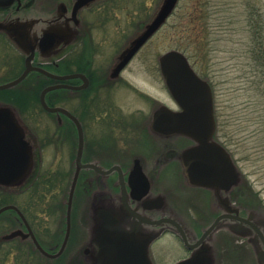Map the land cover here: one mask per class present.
I'll list each match as a JSON object with an SVG mask.
<instances>
[{
	"label": "rangeland",
	"instance_id": "rangeland-1",
	"mask_svg": "<svg viewBox=\"0 0 264 264\" xmlns=\"http://www.w3.org/2000/svg\"><path fill=\"white\" fill-rule=\"evenodd\" d=\"M164 2L165 0L107 2L105 8L108 11L114 10L115 15L118 13L120 16L113 19L123 21V25L120 28L115 26L113 33L96 34L95 40L100 42L105 39L103 35H109V39L101 44L99 61L115 58L126 42L124 37L127 31L132 34L135 30L133 24H137L144 16L148 21L147 28ZM127 18L130 27L125 26L123 33ZM3 19L4 15L0 12V21ZM142 31L143 29L131 40L123 54L132 47ZM3 32L4 34L0 33V85L23 74L28 55L22 38L17 33L11 30ZM178 47L188 50L192 68L211 87L214 98L215 140L227 150L238 170V186L233 190L240 196L239 200L243 203H240L241 206H247L248 210L257 209L254 212L257 221L264 224V0H179L173 14L142 49L129 70L122 75L131 86L124 87L120 84L114 89L113 99L123 109V121L128 127L127 131L122 129L123 134L117 136V132L114 137L113 134L108 136L106 129L96 133L97 130H91L90 116L85 118L88 143L93 141L100 144L103 134L107 135L108 144L112 143L111 147L115 145L114 151H101L97 145L98 151H87V158L93 156L104 161L105 155L112 153L114 159L119 157L121 162L128 165L135 158L144 159L146 168L155 176V189L170 195V203L175 202L184 212L181 219L185 223L197 227L200 231L198 235H201L202 230L212 222L211 214L215 207L208 208V201L212 200L209 193L206 194L204 189L199 190L195 185L185 182L183 177L181 180L177 167L169 165L151 171L155 158L163 160L172 148L175 149L172 139L153 138L148 131L150 125H145L144 120L153 115V99L172 106L160 72V59L178 50ZM59 57L60 55H56L55 60ZM41 77L43 76L30 74L21 84L2 90L11 91L12 102L3 98L6 95H0V108L14 109L34 156V165L28 178H31L29 188L22 191V186L27 181L20 184L21 186L18 185L19 187L1 188L0 209L8 205L17 206L23 210L24 215L27 214L26 219L32 221L43 239L46 237L44 233L48 234L58 238L60 245L67 229L68 197L76 170L78 139L76 130L72 137L67 136L61 125L60 115H50L43 111L40 100L42 92L47 87L59 84L47 80L48 85L40 87L36 79ZM37 91L40 93V103L33 101L31 97ZM53 101L57 104L55 106L64 103L69 108L76 109L73 94L54 98ZM125 146L128 149L117 151ZM99 177L90 171L81 174L72 208L74 239L72 238V244L69 245L63 261L52 263L39 257L29 259L27 245L13 240L14 237L11 236L22 221L13 211H7L0 216V264H72L75 259L73 257L79 250L85 257L84 249H92L88 233V229L91 230V216L88 214L93 217L97 209L112 207L113 201L106 200L109 193L110 198L120 199V189L114 178L108 184L107 178ZM182 181L190 191L185 190ZM229 195L230 192H227L225 197ZM215 196L217 195L214 193L213 201H216ZM114 209L121 211L119 205ZM217 209L219 206H216ZM87 211L90 212L87 214ZM224 233L240 239L236 245L243 247L239 251L242 259L246 257L248 250L240 243L249 247L253 244L249 242L248 235H236L221 226L208 242L210 264H215L219 253L221 256L222 248H225L223 242L227 238ZM151 251L154 264H177L189 254L182 243L169 234L156 242ZM215 251L217 258L213 261ZM230 255L234 256L233 250ZM246 261L241 260V264ZM83 264H92V261L87 258ZM237 264H240L239 260ZM247 264L251 263L248 261Z\"/></svg>",
	"mask_w": 264,
	"mask_h": 264
},
{
	"label": "flooded vegetation",
	"instance_id": "flooded-vegetation-1",
	"mask_svg": "<svg viewBox=\"0 0 264 264\" xmlns=\"http://www.w3.org/2000/svg\"><path fill=\"white\" fill-rule=\"evenodd\" d=\"M7 1L8 2H4V7H0V12L4 15V19L0 21V33L4 34L3 30H5L6 32L11 30L17 33L18 29L22 28L23 26L25 30L22 28V33L26 32L28 36L30 32L32 33L34 31V29L40 36L42 35V32L44 33L45 31L51 32L55 35L54 46L44 51L37 49L32 65L34 67L44 69L52 74L62 77L71 75L79 76L74 79L60 80L46 76L45 74H42L38 71L31 72L30 74H36L38 76L42 75L49 82H54L53 84L65 85L73 88H63L60 90L70 93L71 96L73 94L76 101V109L73 110L66 106L64 103H61L62 105L58 106L65 108L71 114H73L82 126L84 132V155L82 161L84 164H97L106 171L112 170L111 174L105 176L97 173L94 170L89 171L93 174H96L98 177L100 176L103 179L107 178L109 181L108 184L114 178L113 180L118 184L120 189L119 200L113 197L110 198V193L106 197V200L110 199L113 201L112 207L108 209H97L93 217L92 214H88L90 211H87L88 216H91V230L88 229V233L90 236L89 241L91 240L92 249H84V253L86 254L85 257L81 250H79V252L77 251V254H75V256L73 257V259L77 257V264H83L84 261H87V258L91 259L92 264H115V251L104 247H106L107 245L109 246L110 241L119 242L121 240H126L130 244L134 243L140 246L146 245V247L148 248L149 257L153 263V260L151 258L152 246L156 242L161 240V238H163L166 234L175 236L182 243L183 247L189 252L188 256L183 258L182 260L188 259L197 251L194 246L202 237L204 230L214 224L215 221L222 215H227V218L223 219L221 222L222 227L227 228L228 231L236 235H241L242 233L248 235L250 237L249 242L253 244L249 247L245 243H240L241 245H245L248 250V252H246V257L242 259L240 255L241 253H239V251L243 247L236 245L239 244L238 242H240V239L232 234L224 233V236H226L227 238L225 242H223L225 248H222V253L221 256L219 253V258L216 257L217 252L215 251V257L213 258V261H215V259L217 258V264H220V261L221 264H231L232 262H234V264H237L238 260L240 264L241 260H247L245 264H247L248 261L251 264H264V224H261L257 221L256 214L254 213L257 209L248 210L247 206H241V204L243 203L240 202V196L238 197V193H236L237 191H234L232 189L230 191V195L227 196V199L225 197L227 195V192L225 191L220 190L218 192L216 188H202L196 186L199 188V190L204 189V193H209L212 197V200L208 201V208L212 209L213 207H215L212 210L213 213H210L211 219H213L212 222L208 226H206L204 230H202L201 235H198L200 234V231H198L197 227H193L188 222L185 223L181 219L184 215V212L179 206L176 205L175 202L173 204L170 203V195L168 196V194H166L165 192L163 193L162 191L155 189V176L146 168V161L144 159L135 158L131 165H128L125 162H121V160H119V157H116L114 159V155L112 153L106 154L104 161L95 159L93 156H91V158H87V151H91L92 153L93 151H98L97 145L100 147L101 151H114L115 145L111 147L112 143L108 144V139L106 137L107 135L105 136L103 134L101 135V141L99 142L100 144H96L93 141H90V143H88V129L87 123L85 121L86 117L90 116L91 130H97L95 131L96 133L100 132V130L104 131L106 129L109 134L108 136H111L113 134L114 137L116 136L114 134H116L117 132H119L117 136H119V134H123V131H121L122 129H124L125 131H127L128 129L125 121H123L125 118L122 115L123 109L114 101L113 92H115L114 89L116 85L121 84L124 85V87L131 86L128 81H126L122 77V75L129 70L130 66L132 65L136 57L141 53L142 49L157 33L156 32L150 38V40L133 56V58L127 63L126 66L119 70V66L123 62V59L128 51L124 54L122 52L129 46L131 40L136 37V35L142 29V33L145 31L146 23L148 22L147 19L142 16V19L137 24L135 22L133 26L136 28L132 32V34L131 32L127 31V35L126 37H124V40H126V42L121 47V49H119V52L117 56L115 55V58H105L99 61V50L101 44L105 41V39H109V35H103L105 39H102L100 42L95 40L97 38L96 34L113 33V31L115 30V26L117 28H120L121 25H123L121 24L123 23V21L119 19L114 20L115 16H120L118 15V13H116L115 15L114 10L108 11L105 8V4L107 2L114 0ZM125 26H127V28L130 27V21L128 18L124 21L122 30L123 33L125 32ZM138 38L139 37H137L135 41ZM120 54H123V56L118 59V56ZM56 55H60L57 61L55 60ZM160 72L162 75L161 68ZM168 94L172 100V106L164 105L160 101L153 99L152 102L154 103L155 107L153 115L147 118L148 120H144V123L145 125L149 123L150 126L148 131L153 138L172 139L175 149L172 148L171 151H169L168 154L163 157V160H161L159 157V159L155 158V165L153 164V170L151 171L154 172L155 170H157V168H165V166L167 167L169 165L170 167H177L180 179L183 177L185 182L190 183L188 179L186 180L187 177L184 173L185 169L183 166V154L185 150L196 146L198 142L187 134L177 132L162 133L158 132L157 129L153 127L155 114L159 111L166 110L177 115L185 113L184 108L172 96L169 89ZM61 125L65 132L66 128L69 126H72L76 130L79 148V135L76 124L68 116L62 114ZM104 139H106L105 143ZM126 146L122 149H117V151H124L128 149ZM136 159L141 160L144 172L148 177L150 192L147 201L140 202L134 200L128 195V205L131 208L130 210H128L126 209L123 202L120 171L122 172V175H124L127 192L129 194L131 192V188L129 185V176L134 168ZM84 171L88 170H83L82 172ZM29 183H31V178L28 181V184ZM183 186L187 192L190 191V188L186 187L184 185V182ZM236 190L239 189L237 188ZM214 193L217 195L214 199L216 201H213ZM235 193L236 196H234ZM159 199L162 201L160 202ZM117 205H119L121 211H116V209H114ZM216 206H219V209L216 210ZM102 209L111 210V214H113L117 218V221L111 223L110 221L103 219L102 216L104 215H102L100 212V210ZM237 217L240 219H247L253 225L242 222L238 220ZM28 223L31 227L32 233L28 231L23 221L21 222L20 227H18L16 231L12 233H18V235L13 236V240L27 245L29 259L39 257L42 260L46 259L51 262L64 258L66 251L70 247L69 245L72 244V238L74 235L73 223L66 249L59 257L53 259L46 257L41 253L34 242L33 235L36 237L42 248L50 254H56L60 250L65 240V236L62 244L59 245L58 238H53L50 235L44 233V236L46 235V237L43 239L39 234V231L33 226L32 221L30 222L28 220ZM87 225L88 222L85 225L86 228ZM106 225H110L112 227L109 229L106 228ZM254 225L260 227L263 237L256 231ZM85 230L87 231V229ZM182 232L184 233L189 245L193 247L192 249H189V247L185 243ZM211 239L212 237L210 238V240ZM210 240L208 239L207 243ZM229 247H231L232 249L229 250ZM232 250L234 251V256L230 255Z\"/></svg>",
	"mask_w": 264,
	"mask_h": 264
},
{
	"label": "water",
	"instance_id": "water-1",
	"mask_svg": "<svg viewBox=\"0 0 264 264\" xmlns=\"http://www.w3.org/2000/svg\"><path fill=\"white\" fill-rule=\"evenodd\" d=\"M4 2L8 1L0 0V7L5 6L3 5ZM178 2L179 0H165L156 17L126 53L123 62L119 66V70L126 66L133 56L156 32L160 30L168 18L173 14ZM22 28L24 29L23 26ZM22 28L18 29L19 32L17 31V34L22 38L26 52L28 53L26 58V70L17 79L1 84L0 91L14 88L22 83L27 76L34 71L41 72L46 76L60 80L74 79L79 76L71 75L62 77L54 75L44 69L34 67L32 64L37 49L44 51L53 47L55 35L48 31H45L44 33L42 32L41 37L36 38L38 40L36 46L31 43L26 32L22 33ZM160 66L166 86L172 96L184 108L185 113L177 115L166 110L159 111L155 114L153 127L156 128L158 132L162 133L177 132L187 134L198 142L196 146L185 150L183 154L185 176L191 184L202 188H216L218 192L220 190L230 192L238 186V170L227 150L218 144L214 138L216 131L214 120V98L210 85L196 74L187 56L180 51H172L163 56L160 59ZM63 88L71 89L72 87L65 85H53L47 87L42 92L40 99L43 108L47 112L68 116L76 124L79 135V148L75 161L76 170L68 197L65 240L56 254H50L42 248L36 237L33 235L37 248L44 256L51 259L59 257L68 244L72 228V208L81 172L83 170H94L104 176L112 173V170L106 171L97 164L83 163L84 132L80 122L65 108L51 107L48 104V93ZM23 131L24 130L20 126V121L16 117L14 109L0 108V187L9 188L20 184L22 185V183L30 176L34 165V156L29 142L25 139ZM120 173L122 197L126 209H131L128 205V195L138 202L147 201L150 192V185L141 160L136 159L134 168L130 173L129 185L131 192L129 194L127 192L124 175H122L121 171ZM159 201L161 202L162 200L159 199ZM7 211H15L22 219L28 231L32 233L25 215L17 206L8 205L2 207L0 209V215ZM100 212L104 215L102 216L103 219H106L111 223L117 221V218L111 214V210L102 209ZM225 218H227V215L220 216L214 224L206 228L202 237L194 246L197 251L193 256L182 260L177 264H210V258L207 256L210 251L207 240H210L213 234L221 227V222ZM237 219L253 225L247 219H240L238 217ZM111 227L112 226L110 225H106V228L110 229ZM254 228L263 237L260 227L254 225ZM16 235H18V233H12L11 236ZM183 237L189 249H192L193 247L189 245L184 233ZM135 245L136 244L134 243L130 244L126 240H121L119 242L110 241L109 246L107 245L104 248H109L115 251V264H153L149 257L146 245H136L137 247Z\"/></svg>",
	"mask_w": 264,
	"mask_h": 264
},
{
	"label": "trees",
	"instance_id": "trees-1",
	"mask_svg": "<svg viewBox=\"0 0 264 264\" xmlns=\"http://www.w3.org/2000/svg\"><path fill=\"white\" fill-rule=\"evenodd\" d=\"M178 51H181L183 52L188 58H189V53H188V50L182 48V47H178ZM36 82L37 83H40V87H44L46 85H48V81L47 79L43 76L41 77L39 80L36 79ZM0 95H6V96H3V98L7 99L6 101L8 102H12L11 100V97L13 96L11 91H1L0 92ZM67 95H70V93L68 92H65V91H62V90H58V91H54V92H51L49 95H48V103L51 105V106H55L57 104H55V102L53 101V99H58V98H61V96L65 97ZM39 96H40V93L37 91L35 93H33L31 95V97L33 98V101H37L38 103H40V100H39ZM43 111H45L43 109ZM50 114V113H49ZM51 115V114H50ZM66 133H67V136L68 137H72L74 134H75V129L72 127V126H69L66 128ZM3 188V187H0V189ZM29 188V185L25 184L24 185V188L22 191H27V189ZM3 191H5L6 189H2ZM23 211V210H22ZM12 212V211H10ZM15 213V212H13ZM25 213V212H24ZM16 214V213H15ZM25 215H27L25 213ZM64 258H61L59 260H55V261H51L52 263H58L59 261H63ZM44 261L46 259H43ZM48 261V260H47ZM78 263V260H77V257H75L74 261L72 262V264H77Z\"/></svg>",
	"mask_w": 264,
	"mask_h": 264
},
{
	"label": "bare ground",
	"instance_id": "bare-ground-1",
	"mask_svg": "<svg viewBox=\"0 0 264 264\" xmlns=\"http://www.w3.org/2000/svg\"><path fill=\"white\" fill-rule=\"evenodd\" d=\"M35 35H29V38L31 39V38H33ZM33 42H34V45H37L38 43V40L36 39V38H34V40H33ZM34 47V46H33Z\"/></svg>",
	"mask_w": 264,
	"mask_h": 264
}]
</instances>
